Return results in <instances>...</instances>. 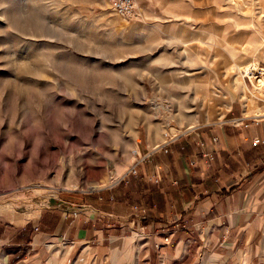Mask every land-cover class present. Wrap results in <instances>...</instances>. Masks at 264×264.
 <instances>
[{
  "label": "rangeland",
  "instance_id": "374dc122",
  "mask_svg": "<svg viewBox=\"0 0 264 264\" xmlns=\"http://www.w3.org/2000/svg\"><path fill=\"white\" fill-rule=\"evenodd\" d=\"M110 1L0 0L1 206L108 188L166 137L264 100V0Z\"/></svg>",
  "mask_w": 264,
  "mask_h": 264
},
{
  "label": "crops",
  "instance_id": "0c3cea01",
  "mask_svg": "<svg viewBox=\"0 0 264 264\" xmlns=\"http://www.w3.org/2000/svg\"><path fill=\"white\" fill-rule=\"evenodd\" d=\"M223 115L146 152L126 182L0 205V264H264V142L250 144L264 100Z\"/></svg>",
  "mask_w": 264,
  "mask_h": 264
},
{
  "label": "built area",
  "instance_id": "2783aa9c",
  "mask_svg": "<svg viewBox=\"0 0 264 264\" xmlns=\"http://www.w3.org/2000/svg\"><path fill=\"white\" fill-rule=\"evenodd\" d=\"M110 5H111V9L117 15H121V16L128 15L131 12V10H132V2H131V0H111L110 1ZM259 70H262V71H259V73L260 72H263V69L262 68L259 69ZM232 121H233V125H242L241 119L235 118ZM165 136H166V134H165ZM177 138H178V136H174V137H170L169 136V137H166L165 139L162 140V142L159 145H157V146H155L153 148L152 152L160 150L163 153H167L168 152V146L171 143H173ZM263 142H264V140H260L257 137H253L251 139L250 144H251V146H256L257 144L263 143ZM199 146H202V143H200ZM201 155L204 158H207V159H209L211 157V154L210 153H207V152H202ZM141 160H142V158H140V160H138L134 164H132L127 169L126 173L120 178L119 181L126 182V180H127L126 179V176H133V175H135L136 174V166H137V164Z\"/></svg>",
  "mask_w": 264,
  "mask_h": 264
},
{
  "label": "bare ground",
  "instance_id": "6f19581e",
  "mask_svg": "<svg viewBox=\"0 0 264 264\" xmlns=\"http://www.w3.org/2000/svg\"><path fill=\"white\" fill-rule=\"evenodd\" d=\"M261 68H257L256 71L254 72H250L249 74L251 75L250 77L253 79V80H256L259 81L261 80V77L259 75H256V73H259V71H262V70H259ZM262 81V80H261ZM263 82V81H262Z\"/></svg>",
  "mask_w": 264,
  "mask_h": 264
}]
</instances>
